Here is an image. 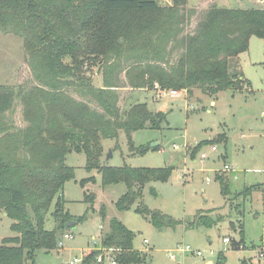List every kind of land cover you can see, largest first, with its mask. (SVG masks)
<instances>
[{"label": "trees", "instance_id": "obj_1", "mask_svg": "<svg viewBox=\"0 0 264 264\" xmlns=\"http://www.w3.org/2000/svg\"><path fill=\"white\" fill-rule=\"evenodd\" d=\"M160 1L0 0V30L21 38L31 74L23 83L0 84V211L12 219L11 229L17 232L0 240V264H34L37 249L57 248L65 223L75 225L86 217L76 218L65 208L64 184L74 178V167L65 162L67 153H84L85 169L96 170L103 187L125 185L115 202L118 211L140 200L146 184L168 180L170 167L102 163L103 139L116 138L123 131L130 149H135L132 132L159 128L163 118L162 112L151 110L145 102L122 108L119 90L189 94L200 88L216 95L250 85L240 54L248 50L252 36L264 39V7L213 4L186 31L196 10L187 8V0ZM94 67L102 73V86L93 84ZM16 103L23 126L12 117ZM218 141H226V136L211 140ZM215 178L227 201L246 197L259 187L232 191L223 173L216 172ZM95 180L89 176L79 183L84 187ZM94 196L84 193L91 207ZM135 212L156 226L179 222L142 201ZM49 213L51 229L45 227ZM100 214L103 220V206ZM217 221L201 214L197 224L211 226ZM229 225L235 229L232 221ZM239 230L243 231L241 223ZM134 236L117 217L110 218L108 229L100 235V248L88 250L83 264H100L97 256L103 251L120 264L145 261L147 255L133 247ZM231 246L237 249L235 243ZM218 255L217 264H224V253ZM241 264L253 263L243 259Z\"/></svg>", "mask_w": 264, "mask_h": 264}, {"label": "rangeland", "instance_id": "obj_2", "mask_svg": "<svg viewBox=\"0 0 264 264\" xmlns=\"http://www.w3.org/2000/svg\"><path fill=\"white\" fill-rule=\"evenodd\" d=\"M161 3L171 4V0H161ZM213 4L264 7V0H187V8L195 9L196 13L185 30L191 31L201 13ZM240 64L250 82L242 90L225 89L209 95L194 88L189 94L178 90L180 93L175 97L163 95L159 89L131 90L126 87L119 90L122 108L145 102L151 110L162 112L163 118L159 128L132 132L130 138L135 149H130L129 138L123 131H119L116 138L103 139L102 163L170 167L171 174L165 182L146 184L140 200L128 210L118 211L115 202L125 192V185L118 183L103 187L100 174L85 169L84 153H67L65 162L74 167V178L64 184L65 208L76 218L84 214L86 217L68 229L71 237L64 241L62 248L48 252L37 249L34 264H67L75 255L82 256L87 249L100 248V235L108 229L112 217H117L134 232L133 247L147 255L145 261L130 264H217L220 251L225 256L224 264H241L243 259L248 263L264 264L255 257L256 250L264 247L263 38H250L248 50L240 54ZM30 76L21 38L0 30V84L23 83ZM93 84L102 86V73L96 67L93 68ZM12 117L17 126L24 125L18 103ZM218 136L222 139L226 136V141L211 142ZM202 141L196 150L194 147ZM143 146L146 151H139ZM212 146L216 149L212 150ZM201 153L206 157L201 158ZM225 164L232 170H223ZM216 172L228 178L232 191H240L252 184L259 187L246 197L240 195L227 201L220 192ZM89 176H95L96 180L82 187L79 181ZM85 192L95 195L92 207L91 203L84 201ZM140 201L149 209L160 210L179 222L174 226H156L135 212ZM102 206L105 209L103 220ZM201 214L218 221L211 226L197 224ZM230 221L235 229L230 227ZM11 223L12 219L0 211V240L17 234L11 229ZM53 224L49 213L45 227L51 229ZM225 237L229 241H224ZM232 243L237 249L232 248ZM179 247H188L190 251L182 253ZM197 251L201 255H197Z\"/></svg>", "mask_w": 264, "mask_h": 264}, {"label": "built area", "instance_id": "obj_3", "mask_svg": "<svg viewBox=\"0 0 264 264\" xmlns=\"http://www.w3.org/2000/svg\"><path fill=\"white\" fill-rule=\"evenodd\" d=\"M161 93L164 94H168L169 96H172V97H175V96H178L180 91L178 90H165V91H161ZM174 147L176 148L177 146L174 145ZM212 150H215L216 147L215 146H212L211 147ZM201 158H205L206 157V154L205 153H201ZM223 170L225 171H231L232 168L230 167V165H227L225 164L224 167H223ZM207 181H209V179H207ZM71 235L70 233L68 232V230H66L58 239L57 241V247L58 248H62L63 245H64V241L67 240V239H70ZM224 241H229V239L227 237L223 238ZM144 243H146V240H144ZM178 250L182 253H185L187 251H190V249L188 247H179ZM88 251L85 250L84 251V254ZM84 254L82 256H78V255H75L67 264H83L84 262ZM197 255H201V252L200 251H197L196 252ZM171 257H173L171 255ZM255 257L258 258L259 261H263L264 263V247H259L257 250H256V253H255ZM97 262L100 263V264H115L116 261L114 258H111L107 255V252L106 251H103L101 254H99L97 256Z\"/></svg>", "mask_w": 264, "mask_h": 264}, {"label": "water", "instance_id": "obj_4", "mask_svg": "<svg viewBox=\"0 0 264 264\" xmlns=\"http://www.w3.org/2000/svg\"><path fill=\"white\" fill-rule=\"evenodd\" d=\"M161 3V1H160ZM6 214V213H5ZM74 225L73 221H69L67 223H65V230H68L70 227H72Z\"/></svg>", "mask_w": 264, "mask_h": 264}, {"label": "crops", "instance_id": "obj_5", "mask_svg": "<svg viewBox=\"0 0 264 264\" xmlns=\"http://www.w3.org/2000/svg\"><path fill=\"white\" fill-rule=\"evenodd\" d=\"M244 75V74H243ZM245 77V76H244ZM246 78V77H245ZM247 79V78H246ZM211 103H213V101H211ZM262 172L264 173V168L262 169ZM252 185H256V184H252ZM263 187H264V184H263ZM5 213V212H4ZM6 215V214H5ZM264 241V239L262 240Z\"/></svg>", "mask_w": 264, "mask_h": 264}]
</instances>
